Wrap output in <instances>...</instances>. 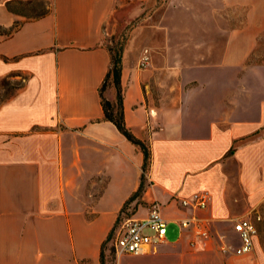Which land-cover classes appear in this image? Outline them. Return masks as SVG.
<instances>
[{
    "label": "crops",
    "instance_id": "crops-1",
    "mask_svg": "<svg viewBox=\"0 0 264 264\" xmlns=\"http://www.w3.org/2000/svg\"><path fill=\"white\" fill-rule=\"evenodd\" d=\"M17 1L31 0H0V27L12 29L0 34V81L24 77L0 102V264H101L145 158L105 120L108 36L150 6L122 58L125 121L152 159L128 214L145 218L158 202L167 238L138 256L107 251L105 264H264V65L243 73L264 0H44L50 13L38 19L9 10ZM231 8L247 21L226 41L217 17ZM105 96L116 103V88ZM200 191L211 195L205 210L175 199ZM193 217L208 235L181 226ZM242 218L258 228L254 248L226 253L242 243Z\"/></svg>",
    "mask_w": 264,
    "mask_h": 264
},
{
    "label": "built area",
    "instance_id": "built-area-1",
    "mask_svg": "<svg viewBox=\"0 0 264 264\" xmlns=\"http://www.w3.org/2000/svg\"><path fill=\"white\" fill-rule=\"evenodd\" d=\"M146 60L148 58H145ZM175 199L184 207H192L195 210L208 208L211 195L208 191L194 193L190 198L175 196ZM185 228H193L200 235H208L207 229L201 224L198 217L185 219L181 222ZM234 229L241 237V245L238 248L225 246L226 253L245 255L254 248V238L258 234V228L251 218H242L235 221ZM168 222L162 213V206L158 202L150 205L148 215L145 218H135L128 213H123L113 228L107 244L110 252L118 254L142 255L153 246L166 241Z\"/></svg>",
    "mask_w": 264,
    "mask_h": 264
},
{
    "label": "trees",
    "instance_id": "trees-1",
    "mask_svg": "<svg viewBox=\"0 0 264 264\" xmlns=\"http://www.w3.org/2000/svg\"><path fill=\"white\" fill-rule=\"evenodd\" d=\"M34 0L31 1H17L15 3H9L8 8L11 11L18 12L22 15H25L28 19H38L41 17H44L50 13V7L44 0H36L37 3H39L42 6V9L40 12L36 13L35 15L29 14L26 11L23 10V8L17 7L18 5H24L25 2L28 4L33 3ZM20 8V9H19ZM18 26L15 25L14 29H16ZM13 29V30H14ZM12 32V29L5 30L2 27H0V34H10ZM109 52L111 54L112 58V65L111 68L100 88V95L102 100V107L105 114V120L112 122L117 129L134 145L138 146L143 154H144V165H143V174H142V180L141 185L137 192L130 198V200L125 205L122 213H128V206L129 204L136 199L137 197L141 196L143 192L146 189L147 186V173L151 167V149L148 143L145 141L137 138L133 132L129 129V127L126 124L125 121V112H124V102H123V91H122V85H121V77H122V58H123V51L124 46L122 43H118L116 46H110L108 45ZM109 86H113L117 90V102L113 103L110 100H108L105 96V92L108 89ZM234 151V150H233ZM231 151V153H233ZM107 244V241L103 244V250L101 253V264H105V246ZM111 254L113 252H110Z\"/></svg>",
    "mask_w": 264,
    "mask_h": 264
},
{
    "label": "rangeland",
    "instance_id": "rangeland-1",
    "mask_svg": "<svg viewBox=\"0 0 264 264\" xmlns=\"http://www.w3.org/2000/svg\"><path fill=\"white\" fill-rule=\"evenodd\" d=\"M163 1L164 0H157L158 2L157 5H160L161 3H163ZM17 7L23 8L24 11H26L29 14H33V15L40 12L42 9V6L39 3H37L36 0H34L33 3L31 4H28L27 2H25L24 5H18ZM153 13H154V6L147 7L144 13L139 18H137L135 21H133L131 24L126 25L125 28L123 29H120V28L118 30L116 29L117 31L114 34L109 35L108 44L110 46H116L118 43H122L123 46L125 47L127 40L129 38L130 32L141 23L142 19L148 17L149 15H152ZM217 19H219V24L222 26L221 29L225 30L226 32V41H227L229 33L234 28L245 25L247 21L246 10L243 8L227 9L225 10V15L219 16L217 17ZM117 21H118V25L120 26L123 21L122 17L119 16L117 18ZM157 42L161 44L160 37H158ZM213 45H214V41L210 40L211 49ZM255 64L264 65V34L262 35V38L259 39L257 51L247 61V64L245 65L243 69V73H246L249 66H252ZM23 79L24 77L22 76V78L1 80L0 81V102L9 99L11 95L16 91V89L23 83ZM157 95H158L157 92L151 95L152 103H156L155 99L158 98ZM107 251L110 256L111 253L109 252L108 244H106L105 246V252ZM109 260L114 262L112 258H110Z\"/></svg>",
    "mask_w": 264,
    "mask_h": 264
}]
</instances>
